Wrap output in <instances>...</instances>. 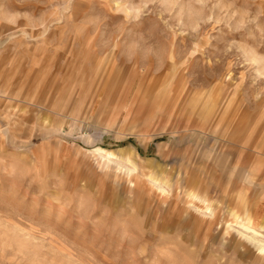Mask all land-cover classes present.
I'll use <instances>...</instances> for the list:
<instances>
[{
	"label": "rangeland",
	"instance_id": "1",
	"mask_svg": "<svg viewBox=\"0 0 264 264\" xmlns=\"http://www.w3.org/2000/svg\"><path fill=\"white\" fill-rule=\"evenodd\" d=\"M0 264H264V0H0Z\"/></svg>",
	"mask_w": 264,
	"mask_h": 264
},
{
	"label": "crops",
	"instance_id": "2",
	"mask_svg": "<svg viewBox=\"0 0 264 264\" xmlns=\"http://www.w3.org/2000/svg\"><path fill=\"white\" fill-rule=\"evenodd\" d=\"M165 114H168V112H165ZM96 152H97L96 154L98 155L101 154L107 157L111 155L110 152L102 150V149H96ZM123 155H127V157L130 159L129 153H127V150L126 151L123 150ZM247 222H248V225H252V221L250 219H247Z\"/></svg>",
	"mask_w": 264,
	"mask_h": 264
},
{
	"label": "bare ground",
	"instance_id": "3",
	"mask_svg": "<svg viewBox=\"0 0 264 264\" xmlns=\"http://www.w3.org/2000/svg\"><path fill=\"white\" fill-rule=\"evenodd\" d=\"M145 102V101H144ZM151 103V102H150ZM150 106V105H149ZM148 106V107H149ZM147 107V106H146ZM144 108V107H143ZM244 228L246 229V230H249L250 229V227H248V226H244Z\"/></svg>",
	"mask_w": 264,
	"mask_h": 264
}]
</instances>
